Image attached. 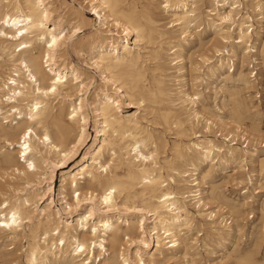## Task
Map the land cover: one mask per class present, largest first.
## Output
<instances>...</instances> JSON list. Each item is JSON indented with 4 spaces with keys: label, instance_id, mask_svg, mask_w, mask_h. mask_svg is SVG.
Here are the masks:
<instances>
[{
    "label": "bare ground",
    "instance_id": "bare-ground-1",
    "mask_svg": "<svg viewBox=\"0 0 264 264\" xmlns=\"http://www.w3.org/2000/svg\"><path fill=\"white\" fill-rule=\"evenodd\" d=\"M88 1L98 24L95 38L83 43L74 39L83 19L53 16V1L0 0V168L11 181L1 195V241H24V264H155L186 243L192 249L190 234L204 226L209 230L202 242L224 240L234 233L226 218L249 216L248 209L260 214L263 232L264 199L254 206L250 189L254 161L264 172L256 147L264 136L234 119L235 100L227 122L196 89L215 78L221 93L228 83L264 91V0ZM152 4L171 18L168 27L158 25ZM201 27L214 40L212 56L200 58L199 66L186 50ZM68 48L87 54V67L102 81L91 94L93 78L63 60ZM258 67L260 82L247 72ZM188 72L198 74L190 90ZM150 114L187 140L174 142L170 157H160L168 140L148 129ZM91 120L96 135L89 144ZM83 146L69 169L66 162ZM59 164L65 166L57 205L52 185ZM230 165L237 167L236 185H245L240 203L230 206L225 195L226 206L214 209L210 201L218 199V188L207 179ZM237 254L235 264H259Z\"/></svg>",
    "mask_w": 264,
    "mask_h": 264
},
{
    "label": "rangeland",
    "instance_id": "rangeland-1",
    "mask_svg": "<svg viewBox=\"0 0 264 264\" xmlns=\"http://www.w3.org/2000/svg\"><path fill=\"white\" fill-rule=\"evenodd\" d=\"M49 1L50 2L53 1L52 2L53 3V9L55 10L53 16H58L61 14H62L61 16H63L65 14L64 17L66 18V20H71L73 22H75V21L80 22L83 19V23L79 27L80 30L78 32H76L77 34L75 33L76 34L75 38H74L75 40H77V41L83 40L82 42L86 43L88 41L90 42L91 39L95 38L94 32H95V29L97 28L96 26L98 24L97 23L98 20H97L96 15L94 14V12L91 10L90 3L88 0H49ZM137 2H139V1H137ZM78 6L79 7L81 6V7L79 8ZM63 8H64V10H62ZM159 8L160 7L156 4L151 5V10L153 13L156 9L154 16H156L155 19L158 21V23H159L158 25L164 26V28L168 27L169 26L168 23L170 22L171 18L168 15L164 14ZM79 12H81V13H79ZM77 17H78V19H77ZM84 17L87 19V21H88V22L86 21L87 23H84L85 22ZM253 24H254V26H253L254 31H258L260 26L257 25L255 23V21L253 22ZM196 31H197L196 33H199V36H195V38L193 40H191V44L187 48L186 54H188L187 56L189 57V60L192 62V64H198L199 66H201L202 61H200L201 60L200 58H204V57L210 58L212 56V54L209 52L210 44H211V43H209V41L214 40V35L212 34L211 31L202 30V27L199 30L197 29ZM91 32H93V33H91ZM263 36H264V34H262V37ZM121 38L124 39V33L121 34ZM149 48H150V46H149ZM70 49L71 48H68L66 53H64L63 60L66 61L67 64H71L72 66L80 69L83 72V76L85 78L86 77H92L93 78L92 85L88 89L89 94H91L94 91V88L98 87L99 83L101 84L102 81H100L98 74L95 73L94 70L89 65H88L89 67H87L86 63L89 60L88 55L84 54V52H78V51L75 52V50H72V49L70 50ZM198 49H199L200 53H199ZM79 53H81L80 56H79ZM82 53H83V55H82ZM191 53H192V55H191ZM205 55H207V56H205ZM81 56L83 59L81 58ZM84 61H86V62L84 63ZM186 62H187V69L189 70L188 61H186ZM150 63L151 62H146V63H144V66L150 67V69H151V67L153 66V63H151V64ZM88 64H89V62H88ZM2 70H3V66L0 65V71H2ZM252 71L256 73L257 77L255 76V78L258 82H260L261 67L259 68V70L257 68H254V70H253V68L247 69V72H252ZM148 73H150V72H148ZM167 74L170 76L174 75L173 70L168 71ZM196 75H198V74L188 72V75L186 77L187 78V87L189 86L191 88V85L194 83L193 78ZM199 75H200V77L202 76L201 74H199ZM251 79H253V78H251ZM205 81L202 84H199L197 86L196 90L201 93L203 101H202V99H200V101L204 102V105L209 110H211L212 112H215L214 111V104H217V106H219L223 112V119L226 120L227 122H230L231 117H232L231 114L233 113L231 107H234L233 101L235 100L238 103L237 110H238L239 115H238V117L234 115V119L243 123L242 127H244L243 129H245L247 132L251 133L253 130L257 129V131L259 130L261 135L264 136V91L257 90V88L246 90V89H244V87H242L239 84H233L232 85V84L228 83V84H226V86L224 88V93H221L220 87L222 86V83H220V80H218V79L216 80L215 78H209ZM198 87H200V88H198ZM190 88H189V90H190ZM231 88H232V90H231ZM230 92H231V94L235 93V96L230 97L229 96ZM226 95H227V97H226ZM125 111L132 113L135 110L127 108V109H125ZM88 113L90 114V111ZM240 117H241V119H240ZM147 119L149 120V123L147 124L148 129H151V131H153L155 135H158L157 137H160V138L162 137V139L165 142L168 140L166 142L167 145H166L165 149L163 150V154H161L160 157H164V156L170 157V148L174 142L178 143V142H186L187 141L186 139H183L180 136H177L173 127L170 129L169 128L166 129L165 126H163V125L160 126L159 121L157 119H155L153 114L148 115ZM227 119H229V120H227ZM91 122H92V120L90 121L88 129H87L88 134H89L87 143H89V144L92 143V140L94 139V137L96 135L93 122L92 123ZM247 122L248 123L250 122V123L248 124ZM231 124L232 123H229V125H231ZM259 125H260V127H259ZM197 132L201 133V128H199L197 130ZM161 134L164 136V138ZM171 134H173V135H171ZM201 134H203V133H201ZM218 139L220 140L221 138H218ZM259 142L261 144L262 143L263 144L262 145L259 144L256 146L258 148V150L261 151V153H259L258 155H259V157L264 158V149H263L264 148V138L260 139ZM237 143H238L237 146H242L243 144H245L242 141H239ZM248 147H251V146L248 145ZM9 149H11V148H9ZM85 149H86V147L82 148L79 151L78 155L72 157L71 160L66 162V166L70 165L69 169L72 168V166L75 164V162L77 160L80 159V157L82 155L81 153H83ZM164 151H165V153H164ZM254 164H255V168H254L255 172L253 174L255 176L252 177L254 184H253V188H251L250 191H251V195L254 197L252 199L253 205L257 206V204H259L260 201L262 199H264V179H263L264 178V172L262 173L263 174V176H262V174L260 173L259 167L256 165L255 161H254ZM64 166L65 165H63V164L58 165V170H57V172L54 176V179H53V185H52L53 198H54L55 203L57 205H58L57 193H58V188H59V184H60V176H61V173L63 171V170H59V169L63 168ZM245 168H248L249 171H251V165L249 163H247L245 165ZM236 171H237V167L235 165L226 166L225 168H221V169L213 172L210 175V178L207 179V183L210 186L213 185V186H216L218 188V190H217L218 194H216L218 196V199L210 201V203H212L211 206L214 207V209L216 207H225L226 206V203L223 201V196H225V195H226L225 197H227L229 199L228 203L230 206H237L238 203H240L238 200L237 194L239 191H242L244 189L245 185L244 184L238 185V186L236 185V183H237V180H235V179H237V172ZM233 174H234V176H233ZM4 176H6L5 171L3 169H1L0 170V202L2 201L1 195H3L4 192H6L7 185H9L11 183V181H9V178L4 177ZM21 183L22 182H19L18 184L21 185ZM208 184L206 185V187L209 186ZM236 187H238V188L234 191L233 189ZM256 190L259 191L260 193L256 194V192H257ZM246 213H248L249 216H244L241 218H236V217H233V218L227 217L226 218V220H227L226 226L231 227L233 229L234 233H231V235H225L226 237L224 238V240L216 241V240H212V238L208 237V239H206L205 242H202V241H204V236H206L207 231L209 230V228L207 226L206 227L204 226L200 230H195L192 232V234H190L191 236H193V238L196 239V244L193 246L192 249H190L189 244L186 243L187 245L185 246V249H182L180 252H177V253H173V252L169 253L167 255L166 259L158 258V259H156L155 264H235L233 256L235 257L237 252H238L237 255H244L245 253L250 254L252 259H254L257 263L264 264V239H263L264 236H262V235H264V230H263V232H259V228H260L259 217L260 216H258V215H260V214L253 212L250 209H248L246 211ZM250 216H253V217L249 218ZM234 225H238V228L240 230L239 232H235L236 228H234L235 227ZM250 226H252V227H250ZM257 232H258V234H257ZM251 236L253 237V239ZM6 244H4L0 238V264H24L23 259L21 258L22 252H23V250H21V246L25 245V242L22 241L21 243H17L15 245L14 244L10 245V242H6ZM153 245H154V242L152 240L149 249H151L153 247ZM131 249L133 250L134 246H132ZM249 249H251V250H249ZM7 252H9V253H7ZM184 253H187L186 257H184ZM97 261H98V258L96 259V262ZM173 262H175V263H173Z\"/></svg>",
    "mask_w": 264,
    "mask_h": 264
},
{
    "label": "snow or ice",
    "instance_id": "snow-or-ice-1",
    "mask_svg": "<svg viewBox=\"0 0 264 264\" xmlns=\"http://www.w3.org/2000/svg\"><path fill=\"white\" fill-rule=\"evenodd\" d=\"M55 42V41H54Z\"/></svg>",
    "mask_w": 264,
    "mask_h": 264
}]
</instances>
